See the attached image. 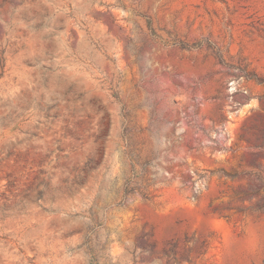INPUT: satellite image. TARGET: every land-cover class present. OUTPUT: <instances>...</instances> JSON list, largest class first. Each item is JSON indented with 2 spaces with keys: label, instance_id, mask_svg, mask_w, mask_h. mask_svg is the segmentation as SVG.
<instances>
[{
  "label": "rangeland",
  "instance_id": "rangeland-1",
  "mask_svg": "<svg viewBox=\"0 0 264 264\" xmlns=\"http://www.w3.org/2000/svg\"><path fill=\"white\" fill-rule=\"evenodd\" d=\"M0 264H264V0H0Z\"/></svg>",
  "mask_w": 264,
  "mask_h": 264
},
{
  "label": "bare ground",
  "instance_id": "bare-ground-1",
  "mask_svg": "<svg viewBox=\"0 0 264 264\" xmlns=\"http://www.w3.org/2000/svg\"><path fill=\"white\" fill-rule=\"evenodd\" d=\"M190 214H191L190 211H187V210L182 211L181 209H176L167 218H164V217L159 218L157 216L152 215L151 213H150V216L153 217L155 219V221H158L162 224V227L160 229V233L163 237H165V236H168L171 234V232H172L171 228H173L172 223L175 224L176 220H180L183 218H189L191 216ZM238 252H239L238 244L234 243V242H232V243L230 242V245H229L228 250H227L228 258L231 260L236 259Z\"/></svg>",
  "mask_w": 264,
  "mask_h": 264
},
{
  "label": "water",
  "instance_id": "water-1",
  "mask_svg": "<svg viewBox=\"0 0 264 264\" xmlns=\"http://www.w3.org/2000/svg\"><path fill=\"white\" fill-rule=\"evenodd\" d=\"M182 211H184V210H182ZM170 216V215H169ZM169 216H167V217H169ZM167 217H165V218H167Z\"/></svg>",
  "mask_w": 264,
  "mask_h": 264
}]
</instances>
